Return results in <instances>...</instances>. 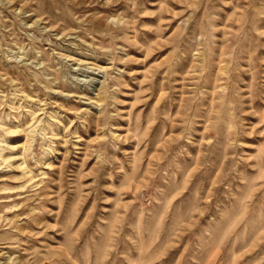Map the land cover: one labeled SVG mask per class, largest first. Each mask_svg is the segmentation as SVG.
<instances>
[{
    "label": "rangeland",
    "instance_id": "rangeland-1",
    "mask_svg": "<svg viewBox=\"0 0 264 264\" xmlns=\"http://www.w3.org/2000/svg\"><path fill=\"white\" fill-rule=\"evenodd\" d=\"M0 264H264V0H0Z\"/></svg>",
    "mask_w": 264,
    "mask_h": 264
},
{
    "label": "bare ground",
    "instance_id": "bare-ground-1",
    "mask_svg": "<svg viewBox=\"0 0 264 264\" xmlns=\"http://www.w3.org/2000/svg\"><path fill=\"white\" fill-rule=\"evenodd\" d=\"M44 62V61H43Z\"/></svg>",
    "mask_w": 264,
    "mask_h": 264
}]
</instances>
